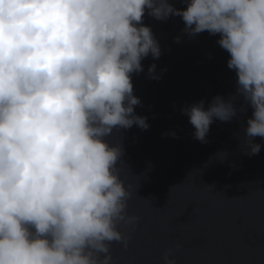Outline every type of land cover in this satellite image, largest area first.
<instances>
[{"label": "clouds", "instance_id": "clouds-1", "mask_svg": "<svg viewBox=\"0 0 264 264\" xmlns=\"http://www.w3.org/2000/svg\"><path fill=\"white\" fill-rule=\"evenodd\" d=\"M0 0V264H115L139 217L121 176L127 167L114 131L147 130L132 74L161 48L145 12L179 16L195 36L219 34L236 73V93L183 109L194 138L215 120L250 106L243 140L249 155L264 138V0ZM179 42V37L176 38ZM156 65L149 78L159 79ZM175 136V133H172ZM113 137V139H109ZM210 187V186H209ZM176 242L162 254L177 264Z\"/></svg>", "mask_w": 264, "mask_h": 264}, {"label": "water", "instance_id": "water-1", "mask_svg": "<svg viewBox=\"0 0 264 264\" xmlns=\"http://www.w3.org/2000/svg\"><path fill=\"white\" fill-rule=\"evenodd\" d=\"M169 2L186 7L184 0ZM142 23L151 27L161 55L144 58L143 71L132 74L133 94L141 100L135 112L150 127L113 134L124 148L128 212L139 217L127 249L112 243L115 264H163V252L176 242L182 245L174 253L177 264H264V138H254L261 144L255 155L243 140L251 107L240 111L244 101L237 96L236 116L214 119L206 142L194 138L183 111L235 95L229 53L217 43L219 34L186 33L179 16L161 21L146 11ZM153 63L159 79L149 78Z\"/></svg>", "mask_w": 264, "mask_h": 264}]
</instances>
